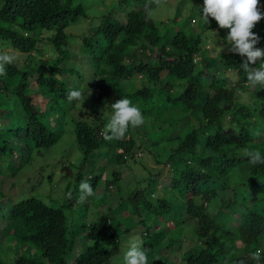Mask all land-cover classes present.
Masks as SVG:
<instances>
[{
	"label": "trees",
	"instance_id": "1",
	"mask_svg": "<svg viewBox=\"0 0 264 264\" xmlns=\"http://www.w3.org/2000/svg\"><path fill=\"white\" fill-rule=\"evenodd\" d=\"M136 1L137 7L146 2ZM156 7L152 5L153 10ZM260 8L264 12V0ZM86 15L85 8L73 6L72 0H0V46L12 47L27 58L5 65V74L0 75V165L5 164L4 157L21 154L20 164L11 168L17 174L35 149L49 148L60 140L66 118L75 123L83 152L65 197L35 194L11 204L8 213L13 220L0 226V264H67L75 236H68L64 208L72 199L81 200L82 180L94 192L100 179L93 169L86 170L88 160L106 146L129 151L139 136L156 147V156L158 149L165 154L167 150L173 170L170 182L161 186L163 194H157L152 176L147 187L139 183L129 192L130 199L144 203L136 208H147L156 216L169 210L171 216L179 217L174 223L180 226L183 216L178 210L183 207L198 219L194 231L202 246L185 251L187 264H239L241 260L255 264L250 253L264 249V165L252 166L241 153L259 150L264 156V89L249 85L240 69L246 57L240 59L226 50L214 55L207 33L167 30L164 21L148 18L145 8L134 7L124 18L104 15L91 34L82 36V57L71 64L72 42L66 29ZM192 21H196L194 15L187 24ZM258 27L264 50V19ZM215 40L227 43L225 36ZM154 53L156 60L150 58ZM197 57L202 58L195 62ZM260 62L250 66L258 67ZM209 66L214 71L205 76L203 70ZM227 70L235 75L226 74ZM70 90L81 91L83 98L69 102ZM120 98L139 107L145 122L139 130L130 126L123 139L105 140L102 131L108 118L103 112L109 109L112 114L111 104ZM77 105L85 110L84 117L68 114ZM117 161H122L121 155ZM240 167L246 174L235 173ZM175 192L183 196L180 204H185L180 208L170 200L169 193L175 196ZM157 226L155 221L145 224L142 246L146 253L161 242L153 238L146 242L158 232ZM88 227L89 239L104 234L109 242L88 246L75 264H113L124 251L118 228L108 214ZM22 246L29 251L38 248V256L21 253L14 258ZM160 264H168V259L164 257Z\"/></svg>",
	"mask_w": 264,
	"mask_h": 264
},
{
	"label": "rangeland",
	"instance_id": "2",
	"mask_svg": "<svg viewBox=\"0 0 264 264\" xmlns=\"http://www.w3.org/2000/svg\"><path fill=\"white\" fill-rule=\"evenodd\" d=\"M186 1L189 0H167L162 7H156L154 9V19L164 21L166 23L164 27L167 30L179 29L185 31L187 34L189 31L207 33L208 37L206 40L209 44V48L212 47L214 55H218L220 52H225V50L230 52V45L215 40L216 36L226 37L229 30L220 28L217 22L211 18L210 25H199L203 23L201 19L202 11L200 12L203 6V0H190L188 3ZM146 2H148V0H146ZM146 2L137 7L135 6V4H137L136 0H128L127 2L124 0H72L73 6L77 4L82 5L85 8L87 15L81 17L78 22L71 23L66 29L69 35V41L72 42L70 45L72 53L70 54L68 61L71 60V64L74 63V61H79L78 58L82 57V54L81 56L79 55L80 44L83 41L82 36L91 34L93 28L99 23L100 19L104 15L106 16L110 14L112 18H124L126 17V13L129 12L131 8H145ZM121 10L124 11L120 12ZM178 12H180L179 16H177ZM190 15H194L196 17V21H192L188 25L187 18ZM157 22L162 32L163 26L160 21ZM253 31L259 34L258 23ZM1 42L2 41L0 39V43ZM255 47L262 49L260 42ZM220 49H222V51H219ZM0 52H9L14 54L16 56L14 62L22 63L27 60L26 55H22L18 50L12 47L0 46ZM157 56L158 54L154 53L150 58L156 60ZM221 58H223V56H221ZM240 59H243V57L240 56ZM71 64L69 62L70 66ZM81 68H83V66H81ZM211 69V66L204 68V75L206 76L213 73L214 70ZM227 73L229 75H235L232 70H227L226 74ZM82 79H85V77ZM243 96L246 100L247 96ZM67 110L68 109H66V111ZM108 110L109 109H106V111L103 112L105 118H109L111 116ZM68 114L77 117H84L85 110L77 105L76 108ZM74 125L75 123L66 118V121L63 122L64 130L60 140L49 148L34 150L30 161L26 163L25 166L22 167L15 175L13 174L11 168L20 164L21 154H15L13 159L9 156L3 158L5 164L0 165V226L3 222L11 224L13 219L9 216L8 210L14 202L35 194H41L43 196L51 194L55 198H62L63 196H66V187L69 183L71 185L73 184L76 177L77 166L80 165L83 159V152L75 137ZM139 127L140 126H138V129L136 130H139ZM141 139L145 140L139 136L138 141L140 142ZM243 153L244 151L241 154L243 155ZM109 154L110 152L107 149L94 151L88 160L89 166L86 170L88 171L93 169L95 172L101 173L100 169L103 168V172L106 174L107 179L112 177V173L109 171L110 168H114V171L117 172H125L127 165H114L108 157ZM168 155L167 150L165 154V152L158 149V156L146 150L144 159L147 160L145 165L139 166L144 160L141 159L140 163L131 165L130 168L132 171L127 177L123 176L122 178H119V184L121 185L123 192H125L129 187H132V189L139 187V183L141 184V187L145 186L148 183L147 180L149 176L151 175L160 180L157 194H163L164 189L161 188V186L164 182H168L170 180L171 167L169 165L158 163L155 161V158L157 157L161 162H165ZM106 157L107 159H105ZM107 161H109L110 167H106L105 169V167H102V164H105ZM163 166H165V170L161 174H158ZM235 173L241 176L246 174V170L241 167L236 168ZM105 191L107 193H105L106 195H103ZM94 195L95 196L93 198L87 201H80L77 198L72 199V202L67 204L64 208L67 215L68 236L71 238L75 236L74 239L72 238L74 240L73 248L69 250L66 255L67 264H74V260L78 254L84 251L87 246L93 245L94 243L93 240H90L86 236L89 228L83 225L84 221L87 223L95 222L98 219V213H106L105 211H107V207L110 209L108 216L118 228L122 238V243L126 240L124 242V252L128 249L130 241L134 238L140 240L142 243L145 242L143 237H138L140 235L137 230L141 227L145 229V224H150L148 219L155 220L157 217L154 213H150L147 208H136V206L143 207L144 203L142 202V199L139 202H136L128 197L129 192H127V194H123L119 187H116L115 189H112L111 187L108 188L104 181L100 180L97 183ZM169 196L170 200H173L174 206L179 203L180 208L182 205L180 202L183 200V196L177 192H175V196H172V193H169ZM100 197L103 199L105 208H103L102 212H97V204L93 203L92 199L98 202L100 201ZM149 198H151L150 194ZM58 202L59 201H54L51 203L57 205L62 204V201ZM99 205L100 207H98V209L101 208L103 204ZM168 212L169 210L165 215H162V222H160L159 226H157L158 232L148 237L146 242H148L151 238H153L154 241L160 240L168 235V237L171 238L165 239L164 242H173V244H171V246L164 251V254L161 250H149V252H147L148 264H160L163 261L162 256L164 258V255L166 254L168 264H187V261L184 258V253L191 245H196V241L192 238V236H184L185 228L184 226H180V222H177L179 233L176 238H172L173 235L170 231L164 230L165 224L169 223V219L171 217V214ZM184 218L185 225H198L197 219L189 217L187 213ZM142 220H144L145 223L141 222ZM158 247L159 246L157 245V248ZM35 252L38 256V248H33L29 251L25 246H22L19 253L13 254L15 255L14 258L21 253H25L26 255L33 257ZM7 255L6 257L8 259ZM113 264H123V255L119 258L117 257L113 261ZM215 264H224V261H219Z\"/></svg>",
	"mask_w": 264,
	"mask_h": 264
},
{
	"label": "clouds",
	"instance_id": "3",
	"mask_svg": "<svg viewBox=\"0 0 264 264\" xmlns=\"http://www.w3.org/2000/svg\"><path fill=\"white\" fill-rule=\"evenodd\" d=\"M167 0H148V3L145 5V11L148 18H152L154 15V10L152 8V5H156L157 7H162ZM201 19L205 24L210 23V18L214 19L218 26L220 28L228 29V34L226 36L227 44L230 45L229 51L232 53H237L241 57H246L243 62L240 64V69L243 70V72L246 74L247 81L250 86L255 87L259 86L260 89H264V50L255 47L261 37L253 31V29L256 27L257 23L260 22L262 19H264V12L261 11L260 8V0H203V6L200 12ZM202 57H197L195 59V62H198ZM16 56L9 52H0V75L5 74V65L11 64L15 61ZM257 60H260V64L258 67H251L250 65L255 64ZM83 98V94L79 90H70L67 93V100L69 102L72 101H80ZM112 108V114L108 118L107 123L105 124L102 135L105 140H113V139H123L125 137V134L127 133L129 127L136 128L138 126H141L145 122V117L141 111V109L137 106H134L132 104V101L128 98H120L116 100L114 103L111 104ZM109 150V158L113 162L114 165L116 164H125L127 167L125 168V172H117L114 171V168H110V173H112V177L107 179L106 174L103 172V168L100 169L101 173H98L100 175L99 181H104L108 188L115 189L116 187H119L120 191L123 190L121 185L119 184V178L127 177L129 173L132 171L130 168L131 165H134L135 163H140L141 159L145 158V151H149L151 153H156V147L151 142H143L138 139L135 140V144L130 148L129 151L121 150L115 148L110 149L108 146L102 147L101 150ZM36 150V149H35ZM114 154H113V153ZM17 154V153H16ZM122 156V161L118 162L117 157ZM170 155V154H169ZM243 156L248 159V162L252 166L256 165H264V156L261 155V152L259 150H245L243 153ZM107 159V157L105 158ZM147 159L143 160V163L141 165H145ZM158 158H155V161H157ZM129 162V163H128ZM162 164L169 165L171 167L170 176L173 170V164L168 161V159L165 160V162H161ZM130 164V165H128ZM102 167H110L109 161H107L105 164H102ZM165 170V166L162 167L161 171L158 172V174H161ZM97 173V172H96ZM151 176V175H150ZM155 181V186H158L160 183V180L154 176H152ZM98 181V182H99ZM164 182V183H169ZM150 183V182H149ZM147 183L145 186L147 187L149 185ZM141 185V184H140ZM143 186V187H145ZM81 196L80 201L87 199L88 197L94 195L93 188L91 184L87 182V180H82L79 185ZM132 187H129L123 194H127V192H132ZM106 191L103 193V195H106ZM68 197H71V192H69ZM93 198V197H90ZM93 203L97 204V212H102L103 208H105V204L103 203V199L100 197V201L103 204L101 208L99 203H97L94 199ZM90 204V202H89ZM185 203H182L184 206ZM181 205V206H182ZM88 207V206H87ZM106 213H103L104 216L109 213V211H105ZM178 212L183 216V223L182 227L185 228L184 236H192V238L196 241V245H191L189 248L192 247H201L202 242L198 239V236L196 235L194 229L197 226H188L185 225V215L186 212L183 209ZM101 213H98V219L95 222H88L87 227L91 224H95L100 219V216L103 215ZM188 214V213H187ZM189 217H191L190 214H188ZM109 217V216H108ZM110 218V217H109ZM179 218L177 215L175 217L171 216L169 219V223L165 224V231H170L172 233V238H176L178 236V226L174 223V220ZM194 218V217H191ZM196 219V218H194ZM150 221V224L153 223V221L160 224L162 222V215L157 216L155 220L148 219ZM198 221V219H197ZM199 223V222H198ZM100 225V224H99ZM177 230H176V228ZM89 228V227H88ZM145 229L141 227L137 230L140 236L143 237V234L145 235L146 232H144ZM88 234V232H87ZM86 234V236H87ZM171 238L165 236L161 239V242L157 246L154 247L155 250H161L164 254V251L167 250L173 242H164L165 239ZM90 240H93V245H96L98 247L105 246L109 242L107 240V236L104 234H100L96 239L91 238ZM126 241V240H125ZM124 241V242H125ZM124 242L122 243V246L124 247ZM90 246V245H89ZM88 249V246L86 249L78 254V256L74 260V264L76 262V259L83 253H85ZM215 251V249H214ZM120 255H123V264H148V256L146 251L144 250L142 246V242L138 239H132L130 241L128 249L124 252H122ZM262 255H264V249L257 248L255 251L250 253V258L252 261L255 262V264H260ZM164 255V257H166ZM163 260V256H162ZM239 264H244V262L241 260Z\"/></svg>",
	"mask_w": 264,
	"mask_h": 264
}]
</instances>
